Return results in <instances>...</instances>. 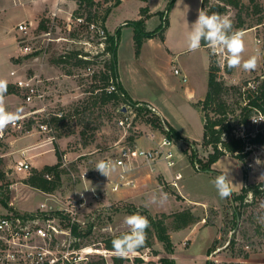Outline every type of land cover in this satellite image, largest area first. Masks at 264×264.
Returning <instances> with one entry per match:
<instances>
[{"label": "rangeland", "instance_id": "1", "mask_svg": "<svg viewBox=\"0 0 264 264\" xmlns=\"http://www.w3.org/2000/svg\"><path fill=\"white\" fill-rule=\"evenodd\" d=\"M97 1L100 12L112 7L106 19V33L113 35L119 29L115 54L119 82L132 98L152 102L167 119L156 115L164 121L162 128L167 127L173 139L176 166L170 171L180 186H168L164 177L155 171L150 172L154 175V183L146 185L144 191L123 194L135 189L123 187L111 192L109 179L114 178L116 171L108 179L94 169L98 161L112 156L120 144H130V137L133 138L132 144L140 145L136 138L160 131L149 121L155 114L142 110L136 112L131 127L124 130L118 127L117 121L125 114L129 115L128 104L112 100L93 104L94 95L91 96L89 90L101 84L99 74L110 55L103 53L105 44L101 45L103 40L95 30L89 25L86 27L85 16L81 23L73 17L76 1L0 0V79H6L8 84L13 85L9 71L16 69L21 75H38L45 82V99L42 102H24L22 93L14 85L13 91L5 97L9 111L22 110L23 128L18 130L9 126L0 138V186H4L3 198L7 200L5 204L0 203V214L38 213L42 204L52 214L64 207L77 191L92 186L99 197L95 198L91 191L84 192L86 204L79 213V219L84 223L82 232L88 234L83 237L82 243H94L93 257L97 262L112 261L114 254L105 252V258L102 255L105 250L102 240L109 235L127 232L124 219L134 213L147 218L162 217V214L167 216L163 219L172 237L171 242L183 256L178 260L180 264H205L202 254H207L214 243L216 249L207 257L215 264H235L241 262L245 254L248 259H264V225L257 223V217L264 216V195H247L243 203L234 201L232 197L222 200L212 183L218 174L229 172L235 195L246 181L249 184L264 181V144L251 146L243 164L234 156L223 155L209 171H201L198 170V163L191 162L193 153L195 160H203L209 152V148L201 144L203 117L198 106L208 89L209 56L210 62L219 67L218 79L226 86L246 80L255 85L254 80L261 79L264 0H254V3L241 0L240 9L227 7L221 14L232 20L234 30H239L238 16L244 23L243 27H250L243 31L246 43L244 58L259 50L257 68L251 72L242 69L226 72L227 68L221 67V53L214 55L209 47H201L195 52L188 50L186 35L198 17L201 0H173L169 10L170 0H119L116 6V0ZM142 1L144 4L150 2L151 7L145 4L149 11L154 7L152 16L144 24V31L153 32L165 27V19L166 27L163 38L155 34L143 39L137 55L133 43L134 28L127 23L139 19L140 7L144 5ZM216 2L219 0H209V3ZM255 4L259 9L255 8ZM55 10L56 15L52 17L51 13ZM23 15H27L26 19L19 20ZM20 21L30 26L27 42L31 51L27 54H22L18 47L20 34L16 25ZM259 21L261 23L257 24ZM47 32L49 35H46ZM71 52H79V57L91 63L83 67L69 62L62 65L55 62L58 56ZM182 65L186 66L187 72ZM175 68L180 74L174 73ZM225 98L234 113H238L237 95L232 93ZM59 112H62V119L53 122V113ZM229 117L232 118L233 114L230 113ZM44 124L50 128L48 131L40 128ZM170 125L178 131L181 139L171 133ZM57 155L61 156V186L58 190L47 194L24 183L32 169L54 165L58 161ZM257 159L260 164H256ZM22 160L29 164V169L17 173L14 166ZM157 168L171 175L163 162L160 161ZM83 172L88 175L85 182L80 180ZM161 191L168 194L167 202L163 206L149 204L150 196ZM182 210H190L196 221L175 230L171 216ZM146 240L150 246L140 249L146 253L148 249L147 255L157 256V259L145 263L141 259L136 261L134 257L133 260L123 259L122 264H160L161 258L173 259L153 231L147 233ZM247 264L264 263L254 260Z\"/></svg>", "mask_w": 264, "mask_h": 264}, {"label": "trees", "instance_id": "2", "mask_svg": "<svg viewBox=\"0 0 264 264\" xmlns=\"http://www.w3.org/2000/svg\"><path fill=\"white\" fill-rule=\"evenodd\" d=\"M77 3V8L73 12L74 18H82L84 17V21L86 27L88 24L95 23L98 24L103 31L105 32V39L103 41L104 49L103 53H108L110 56L107 61L104 63V70L99 74L101 84L95 85L89 90L91 96L94 95V102H102L106 103L108 101L114 102H122L124 104L136 105L137 102L132 101L124 89L122 88L116 73V48H117V40L119 29L115 30L113 35L107 34L105 29L106 19L112 9V7H106L102 12L98 11L99 2L97 0H75ZM254 3V0H251ZM119 0H116L114 5H118ZM173 4V0H170L167 6V10ZM113 5V6H114ZM257 4H255L256 8ZM227 7H235L240 9L241 0H219L216 3H209V0H201L200 10L207 12L208 14L217 13L219 15L223 14L226 11ZM257 9L258 6H257ZM256 9V10H257ZM84 10V12H83ZM260 11V10H258ZM257 11V12H258ZM149 17V8L147 6L140 7L139 10V19L132 20L127 24H130L134 28L133 35V43L135 47V53L138 55L143 39L154 36L155 34H159L161 38H163V32L166 27V19L164 20L165 27H160L159 30L153 32H145L144 24L145 20ZM238 28L242 32L250 27H243V22L240 20V16H238ZM259 21L257 24H260ZM43 27V25L41 24ZM201 47H205L207 49L206 44H202ZM79 52H71L69 54H64L58 56L56 59V63L59 65L72 63L73 66H87L91 63L90 60L83 59L78 56ZM209 56V67H208V80L207 92L202 100L198 102V106L202 112L203 117V133H202V141L201 144L204 147L209 148V152L205 159H197L195 160V154L193 153L191 162L195 164H199L200 168L198 170L201 171H209L211 165L215 163L221 156L223 155H231L241 160L242 164L249 156V150L247 147L253 145L264 144V133H258L254 137L249 140H242L240 138L235 137L233 134V129L236 125L239 124H247L249 116L251 114V109L254 107H260L264 105V53H262V74L261 79L256 78L254 82L255 85H252L248 80L243 81L239 84H233L231 86H226L223 81L218 79V71L219 67L210 62ZM226 72H229V69H226ZM112 82L115 85V91L111 93L106 92V88ZM252 85V86H251ZM14 86L8 84V93L13 91ZM236 94L238 97V113H234V110L231 108L227 99L225 98L229 94ZM142 109H140L141 111ZM77 111V109H75ZM144 111V109L142 110ZM145 113H150L148 110H145ZM233 114V117H229V115ZM62 119V118H61ZM149 120V119H148ZM53 122L60 121V118L52 117ZM150 124L159 130H163L162 124L164 121L161 120L160 117L154 116L151 120ZM170 128V127H169ZM171 133L177 138L181 139L182 137L176 132L174 129L170 128ZM167 136L170 137L169 132H167ZM130 144H132L133 138H129ZM61 156L57 155V162L54 165H44L41 169H32L30 174L23 180L26 185L31 188L40 190L44 193H51L58 190L61 186V177L59 170ZM197 164V165H198ZM194 165V164H193ZM48 175L50 179L46 177ZM244 175L247 177V173L244 170ZM4 186H0V203L5 204L7 202L6 198H3V189ZM256 197L258 195H264V181H259L257 183H247L243 185L239 193L232 195V199L234 201H239L243 203L245 196ZM164 217H167L165 214H162V217H151L148 216V220L150 221V227L147 230V233L153 231L155 237L160 241L165 250L172 254L174 251V246L171 242L170 235L168 233V229L164 222ZM173 217V229L179 230L187 227L188 225L194 223L196 221L193 214L190 210H182L179 212H175L172 214ZM90 230V229H88ZM123 233H118L114 235H109L103 238L102 243L105 250L112 251V243L111 241L121 236ZM88 235L87 233H82V236ZM231 243V241H230ZM216 243L212 244L208 250L207 255H210L212 251L216 249ZM150 243L146 240L144 248L149 247ZM142 247V248H143ZM141 250V249H138ZM244 259L248 258V255H243ZM136 261H139L137 259ZM113 264H122L123 259L117 258L116 256L112 257ZM98 264H105L104 261L97 262ZM160 264H175L174 260H166L165 258H161L159 260ZM205 264H215V262L211 259H207ZM225 264V263H223ZM237 264V263H235Z\"/></svg>", "mask_w": 264, "mask_h": 264}, {"label": "built area", "instance_id": "3", "mask_svg": "<svg viewBox=\"0 0 264 264\" xmlns=\"http://www.w3.org/2000/svg\"><path fill=\"white\" fill-rule=\"evenodd\" d=\"M51 15L52 17L55 16L56 10ZM76 20L79 23L83 22L81 17L76 18ZM88 25L104 41L105 32L103 29L95 23ZM16 28L20 34L18 41L19 50L22 54H27L31 51V47L27 42L30 26L25 21H22L16 25ZM46 35H49V32ZM256 41L260 42L259 39ZM215 54L218 55L220 53L217 52ZM220 59L224 60L223 54H221ZM174 73L180 74V71L175 68ZM9 75L12 78L13 85L22 93L24 102H42L45 99V82L40 76L21 75L16 69H12ZM182 79L185 80V76ZM112 91H115V85L110 82L106 88V92L111 93ZM127 107L129 108V115L123 114L124 116L117 121L118 127L124 130L131 127L133 117L140 109H144V112L148 110L150 113L159 116L157 110L149 103L128 104ZM46 115L48 116V113ZM53 115L61 118L62 112L53 113ZM252 119H264V105L251 109L247 124L242 123L234 127L233 134L235 137L245 141L258 133H264V120L253 123ZM10 127L17 128L18 130L23 128L21 120ZM40 128L47 131L50 129L46 124L40 125ZM159 131V138L151 147L143 148L135 144L122 143L117 147L116 152L112 156L104 159L111 160L116 167L114 178L109 179V189L111 192L121 190L123 187H136L135 181L128 177L129 172L134 169L133 165L135 161H140L146 166H151V171L154 170L152 165L160 161L168 169L176 166L173 139L167 136L168 128L164 127L163 130ZM250 148L251 146L247 147V149ZM28 169L29 164L24 160L17 161L14 166V171L17 173L26 172ZM46 177L50 179L48 175ZM87 177L88 175L85 172L80 174V180L82 179V181L86 180ZM177 181L173 175L170 184L177 188ZM91 194L95 198L99 197L96 192L91 191ZM85 201V194L81 198L76 193L75 196L67 200L64 207L51 212L52 214L47 212L48 210L43 204L40 206L38 213L20 214L11 212L0 214V264H98L93 257L95 253L93 250L94 243H82V225L84 223L80 221L79 213L85 206ZM82 205L84 206L82 207ZM148 251L147 249V253ZM105 252L113 254L110 251L104 250V254H102L104 258ZM147 253L143 252L142 249L137 250L126 259L133 260L135 257L145 263L157 259V256H148ZM105 264H113V262L106 261Z\"/></svg>", "mask_w": 264, "mask_h": 264}, {"label": "clouds", "instance_id": "4", "mask_svg": "<svg viewBox=\"0 0 264 264\" xmlns=\"http://www.w3.org/2000/svg\"><path fill=\"white\" fill-rule=\"evenodd\" d=\"M186 44L188 50L192 52L199 50L202 44H206L214 54L217 52L223 54L224 60L221 62V67L229 70L242 69L244 72H251L257 68L259 50L247 59L244 58L246 51L244 33L241 30H234L232 20L227 16L217 13L208 14L202 9L199 10L196 21L191 24L190 31L186 35ZM7 92L8 81L0 79V136H3L9 126L17 124L22 118L21 109L16 111L7 109L5 104ZM252 120L253 123H258L264 119ZM260 163L261 161L257 159L256 164ZM94 169L108 179L116 171L111 160L98 161ZM212 183L220 199L232 197L233 182L229 172L218 174ZM86 191L95 192V188L91 186L77 193L83 198ZM167 200L168 194L161 191L159 194L153 193L148 203L163 206ZM257 223L264 225V216H258ZM124 224L128 231L111 241L113 254L120 259L128 258L130 254L145 246L150 221L146 216L134 213L125 217Z\"/></svg>", "mask_w": 264, "mask_h": 264}, {"label": "crops", "instance_id": "5", "mask_svg": "<svg viewBox=\"0 0 264 264\" xmlns=\"http://www.w3.org/2000/svg\"><path fill=\"white\" fill-rule=\"evenodd\" d=\"M143 2V1H142ZM174 2H175V0H174ZM143 4H144V2H143ZM145 4H146V2H145ZM145 4L144 5H142L141 7H144L145 6ZM146 5H149L150 6V2H147V4ZM151 7V6H150ZM153 9H154V7H153ZM153 9H151L150 11H149V17L145 20V22H148V19L152 16V14H153V12H154V10ZM24 17L23 18H21V19H19V20H22V19H26V17L25 16H27V15H23ZM18 20V21H19ZM20 22H22V21H20ZM20 22H18V23H20ZM17 23V24H18ZM105 29H107L106 28V22H105ZM107 32H108V30H107ZM109 33V32H108ZM110 34V33H109ZM203 49H206L205 47H202ZM207 67H209V62H208V66ZM182 69L184 70V71H186L187 72V70H186V66H183L182 65ZM208 69V68H207ZM9 73H10V71H9ZM9 77H10V75H9ZM121 84V83H120ZM122 86V85H121ZM122 88L124 89V91L126 92V94L128 95V97L132 100V101H137V102H143V101H145V102H147V103H149V104H151L154 108H156L153 104H152V102H150V101H148V100H142V99H134V98H132L131 96H130V94L125 90V88L122 86ZM158 112H159V110H157ZM159 114V116L160 117H162V118H164V119H166L165 118V116L164 115H162V113H158ZM167 120V119H166ZM168 122V121H167ZM169 123V122H168ZM170 124V123H169ZM172 128H174L172 125H170ZM175 129V128H174ZM176 130V129H175ZM177 131V130H176ZM178 132V131H177ZM159 132L158 131H153L152 132V135L151 134H144V135H142V136H140V137H138V138H136L135 139V141L138 143L139 142V144L142 146V147H151L153 144H154V142L159 138ZM134 142V141H133ZM134 144V143H133ZM140 145H138V146H140ZM31 158V156L29 157V159ZM158 163H160V162H156L155 164H153L152 165V167L154 168V170H150V168H151V166H146L144 163H142V162H140V161H135L134 162V165H133V167H134V169H133V171H131V172H129V174H128V177L129 178H131V179H133L134 181H135V183H136V187H135V189L134 190H128V191H125L123 194H131V193H134L135 191H144L145 189H146V185H148V184H150V185H152V183H154V180H152L153 178H154V175H152L151 173H153V172H158L161 176H163L164 177V179H165V181H166V183H167V185L168 186H170V187H173L171 184H170V182H171V179H172V177H173V175H172V172L170 171V170H172L173 168H171V169H169V172L171 173V175H167L165 172H164V170H162L161 168H157V164ZM43 166V165H42ZM41 166V167H42ZM151 172V173H150ZM158 179H160V176H158ZM177 186L179 187L180 186V183H179V181H177ZM174 189V188H173ZM178 190V189H177ZM192 230V229H191ZM176 232H178V231H176ZM185 237H187V235H184ZM171 239H172V237H171ZM186 240V238L184 239V241ZM188 241V240H187ZM182 255V254H181ZM181 255H179V253L177 252V250H176V246H175V244H174V251H173V253H172V257H173V260H174V262H175V264H180L179 262H178V260H179V258L180 257H183V256H181ZM202 259H203V261H205L206 262V260L208 259V257H207V254L205 253V254H202ZM260 261V262H262V263H264V259H262V260H259V259H252V258H250V259H243L241 262H236L237 264H247V263H249L250 261Z\"/></svg>", "mask_w": 264, "mask_h": 264}]
</instances>
